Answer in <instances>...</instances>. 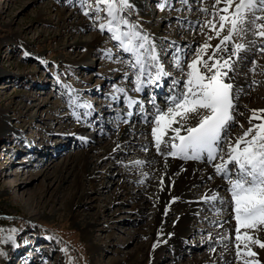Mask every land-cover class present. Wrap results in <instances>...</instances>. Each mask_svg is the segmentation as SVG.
<instances>
[{
	"label": "rangeland",
	"instance_id": "374dc122",
	"mask_svg": "<svg viewBox=\"0 0 264 264\" xmlns=\"http://www.w3.org/2000/svg\"><path fill=\"white\" fill-rule=\"evenodd\" d=\"M141 1L149 11L134 4ZM162 2L164 0H130L133 7L125 10V15L148 35L152 32L160 35L161 63L167 62L181 47L184 52L181 50L178 55L187 53L186 59H191L195 48L207 39V35H214L208 28L202 32L201 27L206 20L213 19L214 7H223V0L220 4L216 0H187L189 5L181 4V0H167L171 7L160 9L158 5ZM205 7L207 12L201 10ZM183 13L190 17L204 13V20L192 22L186 17L181 18ZM196 35L199 36L198 41L191 45L192 49H187L191 46L184 38ZM94 37L100 38L101 48L111 50L112 58L98 49L86 59L88 63L95 57L91 66L82 68L80 65L83 63H75V60L85 54ZM172 37L178 38L173 39L174 44L170 41ZM216 39L209 43L213 44ZM166 46L169 49H165ZM117 47L118 42L107 30L100 31L84 15L79 0H0V264H132L128 254L135 250V256L139 255V260L143 258V245L149 244L145 233L150 230L152 222L150 208H147L146 215L127 210L132 223L125 224L120 211L130 209L132 204L126 200L125 204H114L119 188L116 182L107 187L109 177L102 176L107 169L114 176L118 175V171L125 167L122 164L125 158L122 162L110 156L100 160L96 171L98 177L94 182L104 191L96 195L91 192V184L84 183L83 188L90 191L91 197L73 208L70 187L76 185L71 172H63L67 180L61 187L39 172L49 160H56L53 170H60L67 154L80 155L88 147H108L114 138L118 130L113 116L105 124L111 134H106L99 142L66 140L61 133L70 134L73 126H77L73 118L75 103L85 104L88 108L91 106L92 114L83 116L86 119L90 116L91 120L87 119L89 133L94 132L92 127L99 129L104 126L103 119L92 118L94 114H102L106 103L113 99L110 94L125 80L113 74L116 68L112 71L108 66L114 64L113 58L132 60L134 57L129 52L127 57L130 58L125 57L126 53H120ZM257 56L262 68L257 66L254 72L255 79L259 81L253 86L255 96L264 91V56ZM125 70L134 72L129 66ZM165 70L168 71V67ZM115 96L114 100L120 103L121 93ZM249 112L247 108L244 115ZM122 114H126L125 110ZM245 125V120L236 124L239 129H244ZM134 185L141 187L138 183ZM118 194V199L125 197L121 190ZM94 196L96 198L92 199ZM107 197H113L111 209L116 220L108 222L101 216L98 224L90 228L91 232L93 230V236H90L85 224L79 221L97 212ZM198 221L196 225L203 224ZM206 226L211 230L210 223ZM204 232L207 231L203 228L201 234ZM108 233L113 236L104 241L105 245L100 250L96 249L100 238ZM135 236L139 243H136ZM197 236L199 234L193 233L187 237L185 247L180 251L183 264H189L191 259L202 254L204 247L198 248L193 243ZM223 236L221 234V238ZM171 253L173 256L174 252ZM166 254H169L168 250ZM157 260L148 259L141 264L167 262Z\"/></svg>",
	"mask_w": 264,
	"mask_h": 264
},
{
	"label": "snow or ice",
	"instance_id": "6c2138e0",
	"mask_svg": "<svg viewBox=\"0 0 264 264\" xmlns=\"http://www.w3.org/2000/svg\"><path fill=\"white\" fill-rule=\"evenodd\" d=\"M184 3L187 0H181ZM216 3L220 4L221 0ZM79 6L94 27L102 32L107 30L120 48L134 54L129 67L134 70L135 91H143L146 84L159 85L164 77L171 78L165 98L167 107L161 108L154 99L149 100L154 111L146 123L152 125L156 151L166 157L206 159L212 164L215 174L227 182L230 196L225 198L213 192L201 199L212 203L214 208L216 203L220 204L216 208L218 214L224 205L232 209L236 221L235 259L240 264H261L252 246L264 249V241L251 232L264 229V109L251 110L249 128L234 141L229 137L236 123L233 115L236 101L242 91L234 85L239 66L250 52L264 55V0H223V7H214L213 19L206 20L201 27L202 32L208 28L214 35L206 33L207 39L195 48L191 59H186L187 53L177 55L181 53L179 48L173 54V67L181 73L179 77H172L165 70L155 40L138 23L127 19L125 10L133 7L130 0H79ZM166 6L171 7L167 0L158 5L161 9ZM213 38H219L215 45L209 43ZM105 52L111 59V50ZM251 64L249 70L255 72L256 60ZM124 75L127 79V73ZM257 83L253 78L249 87ZM116 91L125 93L124 100L129 107L133 104L143 107V101L128 96L124 88ZM112 98L116 99L115 94ZM190 119L197 121L194 126L189 123ZM210 223L222 227L219 220Z\"/></svg>",
	"mask_w": 264,
	"mask_h": 264
},
{
	"label": "bare ground",
	"instance_id": "6f19581e",
	"mask_svg": "<svg viewBox=\"0 0 264 264\" xmlns=\"http://www.w3.org/2000/svg\"><path fill=\"white\" fill-rule=\"evenodd\" d=\"M134 4L141 10L149 11L147 6L145 7L142 5V1L139 3L135 2ZM187 4L189 5L188 2ZM203 14L196 13L190 17V15L183 13L181 14V18L186 17L194 22L201 19L204 20ZM183 27L185 28L186 26L184 25ZM149 35L155 40L159 59H161L162 54L159 49L161 45L159 40L160 35L155 32L149 33ZM198 38L199 36L196 35L189 38L185 37L184 39L186 43L191 46L198 41ZM99 39L100 38L98 37H94L91 44L86 47L85 54L79 60H75V63H83L80 65L82 68L87 66L90 67L95 60V57H93L92 61L87 63L86 59L91 52L97 51L98 49H102L104 52L105 50H108L107 47L101 48L99 46ZM173 39L178 40L177 37H172V40L170 41L173 42ZM248 39H251V37H248ZM218 40L219 38H217L212 45H215ZM178 45L175 46V48H177ZM164 48L167 49L168 46ZM182 48L183 47H181V50L184 52V48ZM192 48L193 46L187 49ZM116 50H119L122 54L126 53L125 57H127V52L119 46ZM259 54V52H250L247 54V59L241 62L234 80V85L239 86L242 91L236 101V110L233 113L236 123L230 129L229 138L233 141L236 137L240 136L244 130L249 128L250 124L248 118L252 114L251 110L264 109V91L259 96H255V93L253 92L254 85L249 87L252 79H255L254 72L249 70L252 67V60H256L258 68H262L260 66L262 63L257 56ZM132 59H134V57ZM120 60L121 59L119 58H113L112 62L114 64L111 62L113 65H109L108 67L110 70L112 69V71L116 68L117 71L116 73L113 72V74L122 78H125L124 74L127 73L128 78L120 82L118 88H124L128 96L137 98L142 91H139L138 94L133 92L135 91L134 72L132 71L133 73H128L125 70L127 66H129L131 58L130 60ZM162 64L165 69L168 67V72L172 74V77H179L181 75V73L173 67V55L167 60V62H162ZM167 79L171 80L170 77ZM146 85H144V90L145 87H147ZM113 92V94L118 95L121 93L117 91ZM124 96L125 93H121L120 103L114 99H111L109 103H106V108L102 110L101 115L98 116L97 114H94L92 120L103 119L102 124L104 126L99 129L97 127H92V130L94 131L92 133L88 132V129L90 128L88 122V120H91L90 116H88V120L83 117L84 115L87 116L89 113L92 114V110L85 104L75 103L76 112L74 111L73 118L77 122V126H73V130L70 134L67 133V135H65V133H61L66 140H80L82 143L99 142L106 134H111V130L105 127V124L108 123L112 116L114 117V123L116 124V129L118 131L108 147H88L80 155L69 153L66 158H64L63 167H61L60 170H53L57 165L55 163L56 160H49L45 166L40 167V174L45 178L52 179L54 182L56 181L57 186L61 187L62 182L67 180V177L63 175V172L67 170L69 173L71 172L76 185L75 187H70L71 208H73L77 204L82 205L84 199H89V197H91L90 191L84 190V183L88 182L91 184V192H94L96 195H99L104 191L99 186H96L94 182L98 177L96 171L100 160L103 161L105 156H110L113 160H117L118 158V162H122V158H125L126 160L122 162V164H125V167L123 169H120L119 167V176H114L113 172H110L109 169H107L105 171L106 173L102 174V176L105 175L109 177V184L107 187H109L110 184H113V182H116L115 184H117L119 188L113 199L114 204H125V200L132 204L130 209H122L123 211H120L125 218L123 221L125 224L128 225L129 223H132L129 221L130 219H128V215L126 214L127 210L135 212L138 215H146L147 208H150L152 222L149 227L150 230L145 233L149 244L143 245V247L145 246L142 249L143 258L140 260L139 255L135 256L137 250H135L136 252H129L128 258H130V260L132 259V264H141L148 259H152L153 261L158 259V262L167 261L166 264H183V255H181L182 253L180 251L185 247L187 237L193 233L199 234L193 243H195L198 248H204L202 254L197 258L191 259L189 264H240L234 256L235 249L233 240L236 223L231 208L224 205L222 212L218 214L216 208H220V204L216 203L214 208L212 203H206L201 199L206 195H211L213 192L219 193L220 196L228 198L230 193L226 190L227 182H225L222 177L215 174L212 164H207L205 161L195 159H184L182 157L178 159L171 156L166 157L160 152H157L151 135L152 125L150 123H143L137 115L132 116L131 119L126 117L125 119L120 120L121 114L126 108L125 105H123ZM162 104L163 108L167 107L165 101L162 102ZM247 108L250 110V115H244ZM153 111L154 110L152 109L149 110L148 114H150V118L152 117ZM244 120L247 122V126L245 125L246 127H244V129H239L236 124L239 122L241 123ZM196 122L195 119H190L189 121L193 126ZM168 135L170 136L171 132H169ZM165 139H168V136H166ZM145 147H147V151L144 150ZM164 150L165 149L162 145L161 152ZM136 161H142L143 163H136ZM136 183L141 184V187L136 188V185H134ZM129 185L134 187L131 188ZM120 190L123 191V196H125L123 199H118V193H120ZM93 198L95 199L96 196L92 197V199ZM112 198L107 197V199H105L106 203L102 207L99 206L100 208L98 207L97 212L95 211L94 213H91L88 218H84L82 222L79 221L80 224H85L86 231H88L90 236H93V230L91 232L90 228L98 224L101 216L104 218L106 217L108 222L112 219L116 220L111 209ZM77 212L79 213L80 211ZM198 220L203 222V224L200 225L199 223V225H196V221ZM211 220H219L222 227H215L212 224V228L209 230L207 228L208 225L206 226V224L210 223ZM110 225L112 226V223H110ZM203 228L207 231V234L204 232L206 235L204 233L201 234ZM221 234H224V238H221ZM251 234L257 239L264 241V229H261L258 232L252 230ZM112 236L111 233H108L105 237L102 236L100 238V244H98L99 246L96 247V249L100 250L101 247L105 245L104 241ZM218 237L221 239H218ZM135 238L136 236L134 239ZM138 239L139 238H136V243L140 242L137 241ZM252 247L253 251L257 252L261 264H264V249L259 248L258 245H253ZM166 250L169 252L168 255L166 254ZM171 251L174 252L173 256ZM110 264H118V262H110Z\"/></svg>",
	"mask_w": 264,
	"mask_h": 264
}]
</instances>
